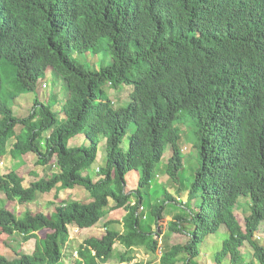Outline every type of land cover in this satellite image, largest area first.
Listing matches in <instances>:
<instances>
[{"label": "trees", "instance_id": "16d2710c", "mask_svg": "<svg viewBox=\"0 0 264 264\" xmlns=\"http://www.w3.org/2000/svg\"><path fill=\"white\" fill-rule=\"evenodd\" d=\"M246 2L68 0L61 7L58 0H0V15L3 9L6 13L0 30V160L9 155L19 164L0 175V193L21 207L19 216L0 209V230L17 233L23 242L35 241L32 254L18 253L10 260L0 255V264H64L63 257L73 256L68 227L84 231L101 221L105 234L85 239L69 264H106L114 259L116 244L125 250L116 256L119 264L133 262L136 250L153 257L146 264H198L209 237L220 240L213 254L216 264L227 258L229 264H240L245 242L253 248L255 261L264 264V247L254 239L264 221V148L249 131L250 114L243 101L255 98L257 86L244 72L229 77L219 61L220 47L207 37L198 40L208 33L210 22L216 26L241 19ZM8 18L16 24L28 22L27 28L7 29L12 26ZM231 37L232 47L250 43L251 53L264 54V37ZM100 52H107L111 63L97 67ZM48 69L66 85L68 98L60 111L64 118L57 120L53 104L37 99L27 117L13 115L10 101L33 93ZM3 77L13 89L9 94ZM108 90L118 101V94L128 92L123 107L114 108ZM186 124L194 129L193 142L188 127L183 130ZM128 133L125 152L121 146ZM79 136L89 146L70 148L69 141ZM10 139L15 142L8 150ZM103 139L106 164L96 181L88 172ZM187 144L195 148L190 181L177 176L185 169L182 146ZM168 146L172 156L158 183V166ZM30 154L36 156L33 166ZM53 159L58 173L22 186L19 171L29 168L28 174L38 178L35 168ZM129 173H137L138 183L126 193ZM178 181L182 186L175 197L167 188ZM183 186L186 202L177 198ZM77 188L88 193L87 203L68 198L49 216L25 208L38 196L54 191L56 197ZM240 197L250 203L243 227L234 213ZM167 208L180 213L164 233L159 222ZM116 211L125 212L121 221L113 219ZM120 224L124 233L114 229ZM222 227L226 233L219 238ZM176 235L186 242L171 243ZM165 236L167 243L161 246Z\"/></svg>", "mask_w": 264, "mask_h": 264}, {"label": "rangeland", "instance_id": "374dc122", "mask_svg": "<svg viewBox=\"0 0 264 264\" xmlns=\"http://www.w3.org/2000/svg\"><path fill=\"white\" fill-rule=\"evenodd\" d=\"M108 54V53H107ZM109 55V54H108ZM110 57V55H109ZM103 57L101 55L97 56L96 60V66L100 67L102 65L107 64V61H102ZM111 59V57H110ZM111 63V60L110 62ZM3 80L5 81L4 85V92L9 94L12 92V88L8 87L9 85V80L3 77ZM117 94V93H116ZM127 95L128 92L118 94V99L117 100L116 96L114 95V91L108 90V96L109 99L113 101V105L115 109L121 108L124 106L125 101H127ZM68 98V92L66 90V85L65 82L62 80V78L55 73L51 69H48L47 71L43 72L39 82L37 83V89L29 94V93H22L21 96H18L13 100L12 102L10 101L9 105L12 109L13 115L19 118H25L28 115L29 110L31 109L33 103L35 102V99L39 101L40 103H47L50 102L53 104L52 112L56 114V119L57 120H62L64 118V114L61 113V109L64 106V103L66 102ZM124 102V103H123ZM123 103V104H122ZM116 105V106H115ZM185 126L188 127L187 129V135L189 136V139L192 140L193 142V127L192 125L186 124ZM185 127H183L184 129ZM182 131V130H181ZM48 133H45L43 138L40 139V145L42 147V150L45 149V139L47 137ZM183 135V132H182ZM129 136L130 134L128 133L127 136L124 138L123 144L121 148L126 152L129 144ZM14 139H10L7 142V149L9 150L11 146L14 144ZM70 148H75V147H88L89 142L85 139L84 136H79L71 139L69 141ZM182 152L184 153L185 156V169L182 173H178V177L182 180L183 177L191 180L192 177V169H194L193 165L195 163L194 161V155H195V148H193L190 144L185 145L184 147L182 146ZM172 156V149L170 146L167 147L165 154L159 164V168L157 175H156V182L160 183L163 182L162 180V174L165 171L166 165L168 164V159ZM28 162L33 166L34 162H36V156L30 154L28 156ZM106 164V142L105 139H103L98 147V154H97V159L95 163L92 165L91 169L89 170L88 174L91 176L93 180H98L100 177L99 174L97 173L98 170L102 169V167H105ZM19 166L17 160H12L10 159V156L7 155L3 159L0 160V175H5L9 173L12 170H15ZM28 169L25 168L19 171L20 176L23 178V184L22 186L27 188L31 183L36 182L39 178H48L51 176L53 173H58V168L56 167V162L55 159H53L49 165L47 166H39L36 169L38 173V178L35 176H31L28 174ZM126 187H125V192L128 193L131 190L136 189L137 183H138V175L137 173H129L126 178ZM154 183V186H158V183ZM173 184V185H172ZM181 185V182L178 181L177 183H171L168 186V190L171 195L176 197V192L178 191V187ZM182 186V185H181ZM56 192L51 191L49 194L41 195L38 196L35 202L32 204H28L25 206L26 209L31 210V211H37L41 210L46 216H49L51 212L54 210L56 205L58 206L60 202L63 200H66L68 198H71L72 201H79V202H84L87 203L88 200V193L85 192L82 189L77 188L76 190L73 191H68V192H60L58 196L55 197ZM70 196V197H69ZM181 199L183 202H186L187 199V187L182 188V193L180 197H177ZM198 203V201H197ZM0 205L3 208L8 209L11 212H14L15 215H20L21 213V207L17 204H14L10 202L9 200L6 199L4 194L0 193ZM110 205H113V203L110 201ZM196 202L193 200L191 202V208L195 209ZM165 217L163 218V222H159V225H161L162 231L164 233H167L168 228H167V223L172 220L175 214L180 213V210H175L173 209H166ZM185 213V211H184ZM236 215V219L238 220L239 224L243 227L244 226V219L247 215L250 213V203L247 198L240 197L238 199V203L236 205V209L234 211ZM125 216L124 211H116L115 214L112 215L113 219L121 221L123 217ZM104 221L99 222L96 226H94L91 229L84 230V231H78L75 227H68L69 231V242L67 245L71 244L73 246V251H70V253L73 255L72 257L67 254V257H63L62 261L64 264H69L73 258H76V247L81 244L85 239L89 238H99L105 234V229H104ZM114 229L118 230L121 233H124V229L122 228V224L120 225H115ZM226 233V230L224 227H222L219 231L218 237L220 238L221 236H224ZM167 238L168 236H165L159 244L161 246H164V244L167 243ZM20 237L16 236L14 240L12 241V246L17 245L20 241ZM255 242H257L260 246L264 247V221L259 225V228L255 234ZM187 240L186 237L184 236H172L170 238L171 243H185ZM220 241L216 238L209 237L206 242L203 244L201 249V257L198 259L197 263L198 264H216L215 260L213 259V254H214V248L216 247V244H219ZM35 242L31 241L29 243H23V249L27 253H31L33 248H34ZM66 249V248H65ZM125 250L124 248L118 247V244L115 245L113 257L114 259H111L108 263L106 264H119L118 258L116 257L117 254L121 255L124 253ZM64 254V253H63ZM240 254L242 255V260L240 264H259L257 261L254 259V250L253 248L248 244V242H245V244L240 248ZM160 255V254H159ZM133 256L135 259L133 262L129 264H136L138 262H142L143 264L147 263L153 257L151 255H148L145 253L143 250H136L133 253ZM159 257V256H158ZM159 259H155V262H158ZM229 260L227 258V261L224 264H229ZM154 261V260H153Z\"/></svg>", "mask_w": 264, "mask_h": 264}, {"label": "clouds", "instance_id": "9594fccd", "mask_svg": "<svg viewBox=\"0 0 264 264\" xmlns=\"http://www.w3.org/2000/svg\"><path fill=\"white\" fill-rule=\"evenodd\" d=\"M58 1L61 3V7H63L68 0ZM9 9L13 11L11 5H9ZM239 13L241 19L232 18L229 20H223L216 26H214L213 22H210L208 33L203 37L199 36L198 40L207 37L211 43L217 44L220 47L219 61L224 68V72L229 77H237L244 72L245 78L256 84L255 98H246L243 101L250 114L248 118V120H250L249 123H251L249 131L255 136L258 144H261L264 148V54L254 48V53H251L249 50L252 49L249 46L250 43H240L237 47H232L231 42L232 34L235 36L245 35L249 39H260L264 37V0H248V2L242 5ZM5 16L6 13L3 9L1 10L0 15V30L1 26H3L1 23L4 22L3 19ZM9 22L12 26L7 29H15L16 31L26 29L27 27L25 26L28 24V22L16 24L10 19ZM255 26L258 28L254 29ZM240 48H242L239 51L240 54L235 56V52ZM98 55H101L106 61L110 62L111 60L107 52H100L97 56ZM185 128L183 130H185ZM182 136H184V134ZM97 173H99V170ZM1 208L3 207L0 205V209ZM16 236L17 233L15 232L12 235H7L0 230V255L8 260L18 253L27 255L33 253L34 248L31 253L25 252L23 249V243H29L34 240L31 239L27 242H23V240L20 239L16 246H12V241Z\"/></svg>", "mask_w": 264, "mask_h": 264}]
</instances>
